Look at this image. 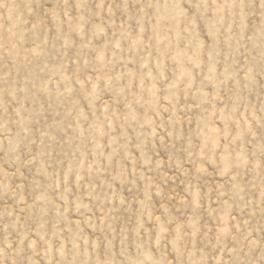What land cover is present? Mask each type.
<instances>
[{
  "label": "rangeland",
  "instance_id": "374dc122",
  "mask_svg": "<svg viewBox=\"0 0 264 264\" xmlns=\"http://www.w3.org/2000/svg\"><path fill=\"white\" fill-rule=\"evenodd\" d=\"M0 264H264V0H0Z\"/></svg>",
  "mask_w": 264,
  "mask_h": 264
}]
</instances>
